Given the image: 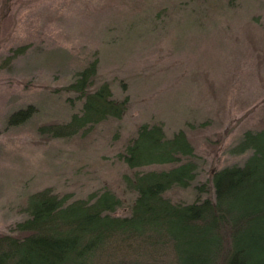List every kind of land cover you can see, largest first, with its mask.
<instances>
[{"label":"rangeland","instance_id":"1","mask_svg":"<svg viewBox=\"0 0 264 264\" xmlns=\"http://www.w3.org/2000/svg\"><path fill=\"white\" fill-rule=\"evenodd\" d=\"M0 0V232L26 215V195L52 188L72 199L103 189L120 197L126 168L116 155L136 128L183 130L199 157L198 181L241 165L230 150L264 124V0ZM8 9V10H7ZM95 56V57H94ZM98 59L97 84L129 100L121 121L85 136L53 139L77 105L73 74ZM33 106L25 123L6 125ZM126 194V195H124ZM192 202L190 189L170 193ZM124 209L117 215L124 214Z\"/></svg>","mask_w":264,"mask_h":264},{"label":"trees","instance_id":"2","mask_svg":"<svg viewBox=\"0 0 264 264\" xmlns=\"http://www.w3.org/2000/svg\"><path fill=\"white\" fill-rule=\"evenodd\" d=\"M2 4L10 8V0ZM94 57L65 87L75 95L67 100L75 112L40 125L39 135L70 139L123 119L129 100L114 99L107 82L97 84ZM35 112H13L6 125ZM230 153L247 156L241 165L213 168L201 182L199 157L183 130L168 136L161 122L140 124L116 155L126 168L122 191L131 197L103 189L72 199L49 187L26 195V217L0 232V264H264V124L244 132ZM188 189L192 202L171 198Z\"/></svg>","mask_w":264,"mask_h":264}]
</instances>
